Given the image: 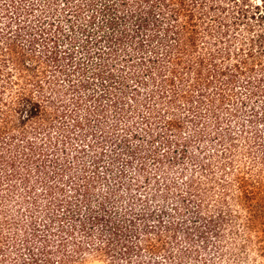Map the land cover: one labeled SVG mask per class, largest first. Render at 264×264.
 Returning <instances> with one entry per match:
<instances>
[{
	"label": "trees",
	"instance_id": "trees-1",
	"mask_svg": "<svg viewBox=\"0 0 264 264\" xmlns=\"http://www.w3.org/2000/svg\"><path fill=\"white\" fill-rule=\"evenodd\" d=\"M264 264V0H0V264Z\"/></svg>",
	"mask_w": 264,
	"mask_h": 264
},
{
	"label": "rangeland",
	"instance_id": "rangeland-1",
	"mask_svg": "<svg viewBox=\"0 0 264 264\" xmlns=\"http://www.w3.org/2000/svg\"><path fill=\"white\" fill-rule=\"evenodd\" d=\"M82 264H105L103 260L95 258V257H89L87 258Z\"/></svg>",
	"mask_w": 264,
	"mask_h": 264
}]
</instances>
